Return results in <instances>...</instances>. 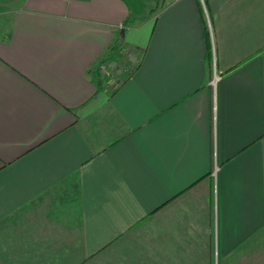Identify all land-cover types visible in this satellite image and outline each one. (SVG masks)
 Returning a JSON list of instances; mask_svg holds the SVG:
<instances>
[{
    "label": "crops",
    "instance_id": "obj_1",
    "mask_svg": "<svg viewBox=\"0 0 264 264\" xmlns=\"http://www.w3.org/2000/svg\"><path fill=\"white\" fill-rule=\"evenodd\" d=\"M128 11L0 0V264H264V0Z\"/></svg>",
    "mask_w": 264,
    "mask_h": 264
},
{
    "label": "rangeland",
    "instance_id": "obj_2",
    "mask_svg": "<svg viewBox=\"0 0 264 264\" xmlns=\"http://www.w3.org/2000/svg\"><path fill=\"white\" fill-rule=\"evenodd\" d=\"M124 5L127 7L128 15L124 24L130 25V32L127 31V37L130 33V41L132 42H141L142 36L139 35V31L137 28H141V25L144 23L145 20L150 19L157 9L160 8L162 4H168L172 0H121ZM139 26V27H138ZM138 33V34H137ZM117 48H120L117 46ZM123 52H120L121 49L118 50L119 58H123L125 52L127 51L126 48ZM123 55V56H122ZM127 56V55H125ZM116 257L112 258L114 262L110 259L106 260L104 264H148L147 259H143V253L136 254V253H128L125 252L123 255H115ZM152 264V263H151Z\"/></svg>",
    "mask_w": 264,
    "mask_h": 264
},
{
    "label": "built area",
    "instance_id": "obj_3",
    "mask_svg": "<svg viewBox=\"0 0 264 264\" xmlns=\"http://www.w3.org/2000/svg\"><path fill=\"white\" fill-rule=\"evenodd\" d=\"M217 79H218V77H217V76H215V77H214V81H213V82H215Z\"/></svg>",
    "mask_w": 264,
    "mask_h": 264
}]
</instances>
